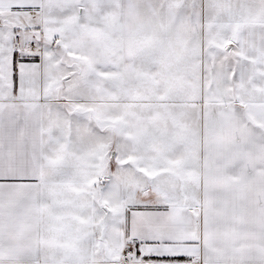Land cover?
I'll return each instance as SVG.
<instances>
[{"label": "snow or ice", "instance_id": "snow-or-ice-1", "mask_svg": "<svg viewBox=\"0 0 264 264\" xmlns=\"http://www.w3.org/2000/svg\"><path fill=\"white\" fill-rule=\"evenodd\" d=\"M0 264H264V0H0Z\"/></svg>", "mask_w": 264, "mask_h": 264}, {"label": "crops", "instance_id": "crops-1", "mask_svg": "<svg viewBox=\"0 0 264 264\" xmlns=\"http://www.w3.org/2000/svg\"><path fill=\"white\" fill-rule=\"evenodd\" d=\"M35 62L39 63V60H38V59H36V61H35Z\"/></svg>", "mask_w": 264, "mask_h": 264}, {"label": "rangeland", "instance_id": "rangeland-1", "mask_svg": "<svg viewBox=\"0 0 264 264\" xmlns=\"http://www.w3.org/2000/svg\"><path fill=\"white\" fill-rule=\"evenodd\" d=\"M39 60V58H37Z\"/></svg>", "mask_w": 264, "mask_h": 264}]
</instances>
